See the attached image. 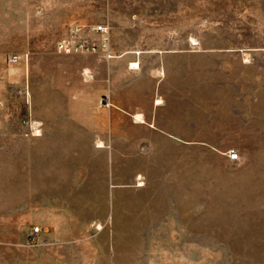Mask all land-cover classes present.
<instances>
[{
	"label": "rangeland",
	"instance_id": "obj_1",
	"mask_svg": "<svg viewBox=\"0 0 264 264\" xmlns=\"http://www.w3.org/2000/svg\"><path fill=\"white\" fill-rule=\"evenodd\" d=\"M129 54L191 136L112 135ZM0 264H264V0H0Z\"/></svg>",
	"mask_w": 264,
	"mask_h": 264
},
{
	"label": "crops",
	"instance_id": "obj_2",
	"mask_svg": "<svg viewBox=\"0 0 264 264\" xmlns=\"http://www.w3.org/2000/svg\"><path fill=\"white\" fill-rule=\"evenodd\" d=\"M125 57V64L119 65L111 64L115 61L112 59L114 57L105 59L111 63L104 67L103 94L106 102L101 101V106L107 110L109 121L112 123L114 120L117 124L116 128L111 129L112 135L155 136L169 139L191 136L190 104L186 108L185 101L169 102L163 97L160 84L153 91L152 68L148 66L133 68L130 63L133 61L140 63V59L131 54ZM88 69L94 73L95 66ZM90 79L92 78L84 82L89 87L95 84ZM154 92L157 96L155 99L152 98ZM88 94L90 95V90ZM157 98L161 102L158 100L156 102ZM133 130L136 132H132Z\"/></svg>",
	"mask_w": 264,
	"mask_h": 264
},
{
	"label": "built area",
	"instance_id": "obj_3",
	"mask_svg": "<svg viewBox=\"0 0 264 264\" xmlns=\"http://www.w3.org/2000/svg\"><path fill=\"white\" fill-rule=\"evenodd\" d=\"M92 30L98 33V40H88L87 37L77 35L76 33L78 30H75V32L71 34V38L64 37L57 42L58 50L64 51L66 53L88 50L92 52H98L106 58L113 57L114 55L113 50L111 49V46L109 44V35L107 27L104 24H97L92 26ZM18 58L19 56H17L16 54L9 55L8 61L16 62ZM228 158L231 160H236L238 158V154L236 152H232L229 154ZM37 231H39V227H33V233Z\"/></svg>",
	"mask_w": 264,
	"mask_h": 264
},
{
	"label": "bare ground",
	"instance_id": "obj_4",
	"mask_svg": "<svg viewBox=\"0 0 264 264\" xmlns=\"http://www.w3.org/2000/svg\"><path fill=\"white\" fill-rule=\"evenodd\" d=\"M131 67H133V68H138V63L137 62H132L131 63ZM137 117V116H136ZM98 146H103V144L102 143H98Z\"/></svg>",
	"mask_w": 264,
	"mask_h": 264
}]
</instances>
